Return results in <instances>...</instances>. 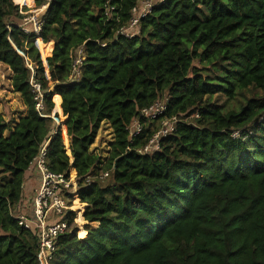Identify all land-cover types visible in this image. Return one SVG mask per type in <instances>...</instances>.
Listing matches in <instances>:
<instances>
[{
    "label": "trees",
    "instance_id": "obj_1",
    "mask_svg": "<svg viewBox=\"0 0 264 264\" xmlns=\"http://www.w3.org/2000/svg\"><path fill=\"white\" fill-rule=\"evenodd\" d=\"M106 2L0 0V63L27 110L0 113V264H39L37 236L13 210L44 145L51 171L79 179L63 219L73 231L51 264H264V0H165L132 38L116 33L139 0H110V16ZM21 4L43 9L40 29L16 21ZM245 91L238 109L213 100ZM163 97L167 115L192 118L139 154L159 120L133 142L126 126ZM105 121L110 175L87 184Z\"/></svg>",
    "mask_w": 264,
    "mask_h": 264
},
{
    "label": "built area",
    "instance_id": "obj_2",
    "mask_svg": "<svg viewBox=\"0 0 264 264\" xmlns=\"http://www.w3.org/2000/svg\"><path fill=\"white\" fill-rule=\"evenodd\" d=\"M164 1L165 0H139L131 10L132 16L129 22L121 26L116 34L128 38L139 35L141 31V19L150 13L155 5ZM105 8L106 16H110L111 12L114 10V7L110 4V0H107ZM103 45L105 46L106 44ZM85 57L84 47L81 46L76 51L73 61V73L71 77L73 81L80 75V66L85 60ZM1 77L3 79L5 78L4 75ZM36 87L38 88V86ZM168 101V97L157 99L149 106L142 108L139 115L126 126L128 139L130 142H133L142 134L145 119L159 120L160 128L154 132L145 145L138 147L137 152L139 154L152 155L160 151L162 148V141L175 132L177 124L181 121L189 123V120L192 118V116L183 118L179 115H167ZM38 107H41L40 103ZM198 116L199 115L196 114V117ZM232 136L234 138H239L241 136V131H233ZM113 141H110L108 152H110V145ZM99 155L102 157L101 163L93 168L91 173L87 175L85 178L87 184L97 180L105 181L110 175V170L105 167L109 160L108 153V156L105 158H103L101 154ZM30 169L36 171L38 175V187L30 203L28 205H23L24 203L17 205L13 210V214L20 226L36 234L39 244V264H51L57 250V240L61 235L73 231V229L69 227L68 222L63 219L67 212L75 208V205L69 202L68 195L69 193L74 194L79 189V179L77 177L55 173L50 170L47 164L46 145L41 147L39 153L31 163Z\"/></svg>",
    "mask_w": 264,
    "mask_h": 264
},
{
    "label": "rangeland",
    "instance_id": "obj_3",
    "mask_svg": "<svg viewBox=\"0 0 264 264\" xmlns=\"http://www.w3.org/2000/svg\"><path fill=\"white\" fill-rule=\"evenodd\" d=\"M25 7H28V6H25L22 4L20 5V11L26 17L22 20L17 19L16 21L18 23H20V25H26V24L28 26L32 25L34 27V29L36 30L39 27L38 22H37V15L41 11V9H36L35 5L31 8L28 7V10H25ZM0 75L5 76L4 79L0 76L1 89L4 91L3 95H0V104H2V114L5 115L6 118H8V114L12 115L13 113H15V111H13L11 109V107L7 105V103H9V102L6 99V97H11L10 101H12L13 100V92L11 89V82L8 80L9 77L5 73L4 68L1 66H0ZM251 95H252L251 91H245L244 94L237 95V97L235 99L229 100V99H227L225 94H217L214 96L213 100L217 104L223 105L225 107V109H238L241 106V104L245 102L246 98L250 97ZM14 109H18V107H15ZM0 110H1V108H0ZM5 110L7 112H5ZM6 113H8V114L6 115ZM100 137H101L100 147L102 150H99V154H101L103 156V158H105L109 155V154L107 155V153L109 150V144H110L109 139L111 138V136H110V133L105 131V133L103 132Z\"/></svg>",
    "mask_w": 264,
    "mask_h": 264
},
{
    "label": "crops",
    "instance_id": "obj_4",
    "mask_svg": "<svg viewBox=\"0 0 264 264\" xmlns=\"http://www.w3.org/2000/svg\"><path fill=\"white\" fill-rule=\"evenodd\" d=\"M41 11H42V9H41ZM0 66L4 68L5 73L9 77L8 80L11 82L12 73H11L10 68L4 63H0ZM11 89L13 92V100L10 101L11 97H6V99L9 102V103H7V105L10 106L11 109L13 111H15V113H13L12 115H9L8 113H6V115L8 114V118H6L5 115H4V117L7 121H18L20 119V117L25 116L27 114V110H26V107L24 106V104L21 100L20 94L13 91L12 85H11ZM3 92L4 91L1 89V81H0V95H3ZM15 107H18V109H14ZM0 108H1L0 112L2 113V104H0ZM5 112H7V111L5 110ZM12 125H14V123ZM105 131L110 133L111 138L109 140L113 141V139H114L113 129L111 127V124L108 121H105V122H103V124L101 126V130L98 134L96 142L91 147V150L93 152L99 153V150H102L100 147V144H101V137L100 136L103 132L105 133ZM9 133L10 132H8L7 135ZM109 153L110 152H108V154ZM28 171H29V176H31V178L29 177V180L26 184V199L23 202L24 204L22 203L23 205H28L30 203L32 196H33V194H34V192H35V190L39 184L38 175H37L36 171H34L30 168ZM91 225H92L91 228H96L99 225V223H92Z\"/></svg>",
    "mask_w": 264,
    "mask_h": 264
},
{
    "label": "bare ground",
    "instance_id": "obj_5",
    "mask_svg": "<svg viewBox=\"0 0 264 264\" xmlns=\"http://www.w3.org/2000/svg\"><path fill=\"white\" fill-rule=\"evenodd\" d=\"M40 29L39 27L37 28V30Z\"/></svg>",
    "mask_w": 264,
    "mask_h": 264
},
{
    "label": "water",
    "instance_id": "obj_6",
    "mask_svg": "<svg viewBox=\"0 0 264 264\" xmlns=\"http://www.w3.org/2000/svg\"><path fill=\"white\" fill-rule=\"evenodd\" d=\"M43 10V9H42Z\"/></svg>",
    "mask_w": 264,
    "mask_h": 264
}]
</instances>
